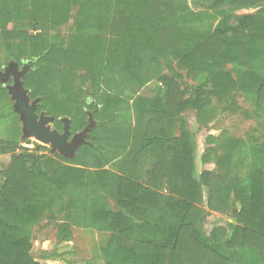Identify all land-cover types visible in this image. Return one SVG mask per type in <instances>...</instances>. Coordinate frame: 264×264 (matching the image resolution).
<instances>
[{"label":"trees","instance_id":"16d2710c","mask_svg":"<svg viewBox=\"0 0 264 264\" xmlns=\"http://www.w3.org/2000/svg\"><path fill=\"white\" fill-rule=\"evenodd\" d=\"M16 2H2L4 19L15 14ZM40 2L52 24L65 22L69 0ZM116 3L128 5L129 21L141 26L122 36L118 50L95 65L98 71L90 79L101 78L114 92L111 104L126 103L118 99L123 88L136 96L135 124L127 107L121 125L93 127L89 143L70 165L52 156L15 154L16 142L0 140V155H11L0 172V264H42L30 254L31 232L46 215L59 223L55 238L60 243L72 241L73 228L107 234L105 264H264V143L250 148L245 184L228 172L197 175L181 117L187 109L203 119L230 110L239 95L261 110L264 0H192L204 9L199 13L186 0ZM103 4L90 2L82 18L89 28L82 32L100 27L97 8ZM252 9L259 10L236 15ZM182 72L208 91L198 89L194 100L184 99ZM52 80L50 73L35 76V91L42 95L53 88ZM154 80L161 85L155 97L141 96ZM85 125L81 121L77 130ZM204 193L210 211L234 221L230 231L218 227L203 234L198 205Z\"/></svg>","mask_w":264,"mask_h":264},{"label":"rangeland","instance_id":"374dc122","mask_svg":"<svg viewBox=\"0 0 264 264\" xmlns=\"http://www.w3.org/2000/svg\"><path fill=\"white\" fill-rule=\"evenodd\" d=\"M3 1L0 0V12ZM40 1L17 0L13 6L15 14L10 20L0 15V70L12 61L20 66L23 62L35 59L34 72L24 79L23 86L31 100L39 99V111L54 118L51 128L59 129L58 119L68 118L70 125L73 124L72 133H79L87 125L88 113L94 112L96 107L99 112L93 117L94 127L106 125L107 129L112 130L114 126L121 125L122 114L127 107L130 108L127 114L133 127L135 115L132 101L136 96L123 88L118 99H125L128 106L124 103L111 104L112 101L109 100L111 96H115L114 92L105 88L101 78L96 77L94 82L90 79L92 71L95 74L98 71L95 65L101 60L103 63L108 61V58L114 55L113 50H118L122 36L131 35L132 31L141 26V23L133 25L134 22L129 21L128 5H118L116 0H102L104 4L98 5L100 7L97 8L102 15L100 27L97 24V28L92 31L82 32V28H89V25L83 27V12L89 8L91 1L96 0H69L65 22L60 24H52L49 20L51 18L43 15ZM186 1L193 12L204 10L195 7L192 0ZM258 10L240 11L236 15H253ZM216 23L215 20L213 25ZM128 41L129 39L126 42ZM47 73L53 78V88L39 95L41 91H35V76ZM182 76L180 87L185 91L184 99L194 100L198 89L208 91L200 81L186 78L184 72ZM160 88L159 82L154 80L144 88L141 96L154 98ZM34 91L37 95L31 98L30 95ZM200 97L203 101L206 100L204 94ZM209 101L210 105L215 104L214 100ZM234 101L230 110H216L206 119L199 117L197 111L187 109L181 116L182 125L192 147L197 175L204 170L216 174L228 172L231 178L245 184L250 174V148L254 144L264 143V105L257 111L254 104L242 95ZM104 108L105 110H102ZM79 121L86 125L77 130ZM179 126L181 124L177 126L176 135L180 131ZM89 134L90 131L88 136ZM21 136V122L13 111V102L7 91L0 87V140L16 142L15 154L52 156L58 158L63 165H70L68 162L74 161L77 156L76 153L70 160L59 156L58 153L50 155L48 146L33 138L20 143ZM93 138H97V134L93 135ZM97 145L100 146L99 143ZM82 146L84 145L77 150ZM211 149L213 151L210 152ZM204 156L209 158L207 162H203ZM10 160V154L0 155V172L8 168ZM205 202L204 193L202 203L198 205L203 212V234L210 235L218 227L230 231L229 224L234 221L228 215L210 211ZM58 224L46 215L41 223L32 229L30 254L34 260L42 264H105L103 250L107 244V234L73 228L72 241L60 243L55 238Z\"/></svg>","mask_w":264,"mask_h":264},{"label":"water","instance_id":"95a60500","mask_svg":"<svg viewBox=\"0 0 264 264\" xmlns=\"http://www.w3.org/2000/svg\"><path fill=\"white\" fill-rule=\"evenodd\" d=\"M25 66H23L21 71H18L17 64L10 62L5 68V73L10 69H14L16 72L14 74L13 84L7 86L6 91L13 102V111L21 122L22 136L20 143H24L25 140L33 138L37 142L49 146L50 155L58 153L59 156L72 160L76 155V150L81 145L86 144L85 139L89 131L95 126L93 116L98 111V108L96 107L94 112L88 114L85 128L81 132L74 134L70 140L71 133L69 131L68 118L61 119V122L64 124L62 134H59L57 131H51L49 124L54 121V118L46 116L43 112L38 117L36 110L39 99L30 101L28 91L23 87L22 79L27 73Z\"/></svg>","mask_w":264,"mask_h":264},{"label":"flooded vegetation","instance_id":"af4514ba","mask_svg":"<svg viewBox=\"0 0 264 264\" xmlns=\"http://www.w3.org/2000/svg\"><path fill=\"white\" fill-rule=\"evenodd\" d=\"M13 62V61H12ZM16 63V62H14ZM17 64V63H16ZM26 65V66H25ZM8 66V65H7ZM3 67L1 70H0V87L1 88H4L6 90V87L7 86H11L13 84V79H14V74L16 73L14 69H10L8 70V72L5 73V68L7 67ZM23 66H25V70L27 71L26 75L23 77L22 79V82H24V79L34 71L35 69V59H32L30 61H27V62H23L20 66L17 64V70L18 71H21ZM24 87V86H23ZM35 99H30V101H33ZM94 103V102H93ZM95 105V103H94ZM39 102H38V107H37V110H36V115L39 117L40 114L42 113L41 111H39ZM96 107V105H95ZM89 114V113H88ZM94 117V116H93ZM61 119H58V122L60 124L59 126V129L57 128H51L50 125L54 123V121L52 123L49 124V127H50V130L51 131H57L59 134H62L63 133V130H64V124L61 122ZM68 125H69V131L71 133V136L69 138V140L71 139V137L74 135V133H72L71 131V125H70V120L68 119ZM88 136L86 137L85 140H87ZM88 142H86L87 144ZM84 144V145H86ZM49 147V146H48ZM49 151H50V148H49Z\"/></svg>","mask_w":264,"mask_h":264},{"label":"crops","instance_id":"0c3cea01","mask_svg":"<svg viewBox=\"0 0 264 264\" xmlns=\"http://www.w3.org/2000/svg\"><path fill=\"white\" fill-rule=\"evenodd\" d=\"M71 242V241H70ZM70 242H66V243H70Z\"/></svg>","mask_w":264,"mask_h":264}]
</instances>
